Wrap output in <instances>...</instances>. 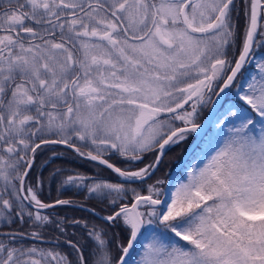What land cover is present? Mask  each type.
Segmentation results:
<instances>
[{
    "label": "snow or ice",
    "instance_id": "snow-or-ice-1",
    "mask_svg": "<svg viewBox=\"0 0 264 264\" xmlns=\"http://www.w3.org/2000/svg\"><path fill=\"white\" fill-rule=\"evenodd\" d=\"M0 264H264V0H0Z\"/></svg>",
    "mask_w": 264,
    "mask_h": 264
},
{
    "label": "trees",
    "instance_id": "trees-1",
    "mask_svg": "<svg viewBox=\"0 0 264 264\" xmlns=\"http://www.w3.org/2000/svg\"><path fill=\"white\" fill-rule=\"evenodd\" d=\"M191 139L189 138L188 141L184 144H181L179 146H176V147H173L171 148L170 150L167 151V153L164 155L163 157V163L161 164L160 166V169L159 171H157L156 173V176L162 178V179H166L167 177V173L166 171L170 168H172L173 166H175L178 158L181 157L182 153L184 152L186 146H187V143L190 141ZM194 151L195 149L191 152L190 156L188 157V159L185 161V163L183 164L182 168H185V165L187 163V161L193 156L194 154ZM60 162L58 161L57 164H59ZM57 165H51L48 170H46L44 172V175L45 177L48 176V173L51 171V168L52 167H55ZM66 167H68V164L65 165ZM181 169L178 171L177 175H180V171ZM80 172L88 175V174H91V173H97L99 172V174L103 177H111L112 174L110 173L109 170H104V169H99L96 167V169H93V168H90L89 166H83L81 165L80 167ZM70 193H68L67 195H69ZM57 195L56 191H55V185H53V191H52V196L53 198H55V196ZM79 199V198H78ZM72 214V213H70ZM84 213H81V212H76L75 215L79 216V215H83Z\"/></svg>",
    "mask_w": 264,
    "mask_h": 264
},
{
    "label": "flooded vegetation",
    "instance_id": "flooded-vegetation-1",
    "mask_svg": "<svg viewBox=\"0 0 264 264\" xmlns=\"http://www.w3.org/2000/svg\"><path fill=\"white\" fill-rule=\"evenodd\" d=\"M209 108H210V105L202 111L201 116H200V119H199L198 122H201V121L204 119V117L206 116V114H207ZM189 138L192 140V139L194 138V136H190ZM189 143H190V141L187 143V145H188ZM55 151H57V152H63V151H65V150L63 149V147H58ZM51 155H52V152H51V151H45L42 155H40V156L37 158V161H36L37 166H39L44 160H46V159H47L49 156H51ZM65 159H66V160H72V155H71V153H68V154L65 156ZM178 159H179V158H178ZM178 159H176V160H178ZM81 165H83V166H89L90 168L96 169V167H95L93 164L88 163V162H85V161H80V160H77V161H75V162L72 163V164H68V167L75 168L77 171H79ZM99 169H101V168H99ZM91 174H95V173H91ZM69 195H72V193H70ZM77 199H78V198H77Z\"/></svg>",
    "mask_w": 264,
    "mask_h": 264
},
{
    "label": "water",
    "instance_id": "water-1",
    "mask_svg": "<svg viewBox=\"0 0 264 264\" xmlns=\"http://www.w3.org/2000/svg\"><path fill=\"white\" fill-rule=\"evenodd\" d=\"M210 109H211V105H210V108H209L206 116L204 117V119L200 123H203L206 120V118L208 117V113H209ZM199 142H200V139H198L196 137H194L191 140V142L187 145V147L185 148L184 152L182 153L181 157L176 162L175 166L172 169H168L166 171V173H167L166 179H168L169 175H170V177L173 180L175 179L178 171L182 168L183 164L188 159V157L190 156L191 152L195 149V147L198 145Z\"/></svg>",
    "mask_w": 264,
    "mask_h": 264
},
{
    "label": "rangeland",
    "instance_id": "rangeland-1",
    "mask_svg": "<svg viewBox=\"0 0 264 264\" xmlns=\"http://www.w3.org/2000/svg\"><path fill=\"white\" fill-rule=\"evenodd\" d=\"M191 142V140H190ZM202 144V141L200 140V142L198 143V145L195 147V150H198L199 149V146ZM207 147V145H205V148ZM58 147L55 148V150L57 149ZM178 161V160H177ZM174 167V166H173ZM172 167V168H173ZM170 168V169H172ZM185 176V168L181 169L180 171V175H176L175 179L174 180H178V179H181Z\"/></svg>",
    "mask_w": 264,
    "mask_h": 264
}]
</instances>
